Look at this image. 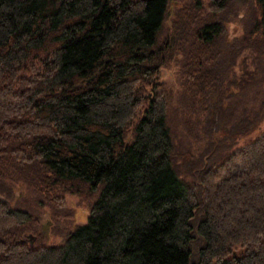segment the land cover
<instances>
[{"label": "trees", "instance_id": "obj_1", "mask_svg": "<svg viewBox=\"0 0 264 264\" xmlns=\"http://www.w3.org/2000/svg\"><path fill=\"white\" fill-rule=\"evenodd\" d=\"M257 1L254 34L264 29ZM169 4L0 0V264H264V131L239 144L264 116L244 111L216 141L203 126L211 156L198 175L188 170L154 80ZM191 9L201 12V0ZM193 30L212 51L224 28ZM189 72L204 103L211 71ZM225 97L213 108L224 126ZM30 174L41 195L98 191L88 222L61 246L28 238L32 212L14 193Z\"/></svg>", "mask_w": 264, "mask_h": 264}, {"label": "rangeland", "instance_id": "obj_2", "mask_svg": "<svg viewBox=\"0 0 264 264\" xmlns=\"http://www.w3.org/2000/svg\"><path fill=\"white\" fill-rule=\"evenodd\" d=\"M193 1L170 0L159 38L165 57L156 68L154 80L162 92L160 94L168 98L169 122L174 136L178 138L181 135L176 139V145L186 158L191 159L188 170L198 175L205 170L211 156L205 151L209 140L203 126L213 133L215 139L222 128L227 126L226 129L233 130L246 110L253 109L259 116H264V29L258 34L253 32L260 15L257 0H227L225 7L215 10L213 5L220 0H201L203 10H194L195 13L191 9ZM183 9H188L189 18H182ZM216 21L222 22L223 33L212 51L204 49L195 37L194 26ZM183 33H189L190 37ZM191 68L198 74L211 71L212 81L204 91L207 94L204 103L200 102V89L195 92L194 82L191 83ZM221 92L226 96L225 126L217 118L213 119V108L217 106L215 95ZM260 128L239 144L263 132L264 123ZM131 140V136L126 135V142ZM201 157L205 166L200 161ZM183 168L180 171L185 174L186 168ZM34 179L30 174L26 182L17 185L14 193L17 200L23 201L22 206L32 212L33 221L27 226L35 227V230L30 234L33 238H28L38 247L61 246L77 226L88 222L98 191L79 185L78 190L59 187L41 195L40 190L33 186Z\"/></svg>", "mask_w": 264, "mask_h": 264}, {"label": "bare ground", "instance_id": "obj_3", "mask_svg": "<svg viewBox=\"0 0 264 264\" xmlns=\"http://www.w3.org/2000/svg\"><path fill=\"white\" fill-rule=\"evenodd\" d=\"M44 231L47 233V228L46 227H44ZM31 238H33V237H31ZM30 242L32 243L31 240H30Z\"/></svg>", "mask_w": 264, "mask_h": 264}]
</instances>
